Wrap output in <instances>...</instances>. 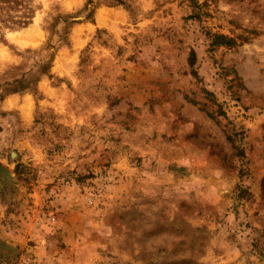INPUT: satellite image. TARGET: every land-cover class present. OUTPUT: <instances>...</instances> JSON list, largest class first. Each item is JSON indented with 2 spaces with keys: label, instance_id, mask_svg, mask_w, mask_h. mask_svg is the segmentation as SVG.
<instances>
[{
  "label": "rangeland",
  "instance_id": "obj_1",
  "mask_svg": "<svg viewBox=\"0 0 264 264\" xmlns=\"http://www.w3.org/2000/svg\"><path fill=\"white\" fill-rule=\"evenodd\" d=\"M0 163V264H264V0H0Z\"/></svg>",
  "mask_w": 264,
  "mask_h": 264
},
{
  "label": "trees",
  "instance_id": "obj_2",
  "mask_svg": "<svg viewBox=\"0 0 264 264\" xmlns=\"http://www.w3.org/2000/svg\"><path fill=\"white\" fill-rule=\"evenodd\" d=\"M60 38L63 39L64 36H62L60 34ZM235 42H236V39L234 37L228 36L226 34H223V33H213L212 34V40H211V44L212 45H222V44H225V45H233ZM50 46H53V44L52 43H49L48 44V47H50ZM51 56H52V54L50 55V57ZM49 59H47V61H45L44 63H42L38 67V70L40 72H47V70L50 67V60ZM194 62H195V52H194L193 49H191V54H190V57H189V63L192 65V64H194ZM25 87H27L26 84H23L22 83V85L19 88L20 89H23ZM17 89H16V87L15 88H12V90H17Z\"/></svg>",
  "mask_w": 264,
  "mask_h": 264
},
{
  "label": "water",
  "instance_id": "obj_3",
  "mask_svg": "<svg viewBox=\"0 0 264 264\" xmlns=\"http://www.w3.org/2000/svg\"><path fill=\"white\" fill-rule=\"evenodd\" d=\"M0 178H5L7 180L11 179V172L8 168H6L4 165L0 163ZM2 245L0 244V247Z\"/></svg>",
  "mask_w": 264,
  "mask_h": 264
},
{
  "label": "built area",
  "instance_id": "obj_4",
  "mask_svg": "<svg viewBox=\"0 0 264 264\" xmlns=\"http://www.w3.org/2000/svg\"><path fill=\"white\" fill-rule=\"evenodd\" d=\"M89 201H91V198H89Z\"/></svg>",
  "mask_w": 264,
  "mask_h": 264
},
{
  "label": "bare ground",
  "instance_id": "obj_5",
  "mask_svg": "<svg viewBox=\"0 0 264 264\" xmlns=\"http://www.w3.org/2000/svg\"><path fill=\"white\" fill-rule=\"evenodd\" d=\"M28 103V102H27ZM29 104V103H28ZM25 106V105H24Z\"/></svg>",
  "mask_w": 264,
  "mask_h": 264
}]
</instances>
